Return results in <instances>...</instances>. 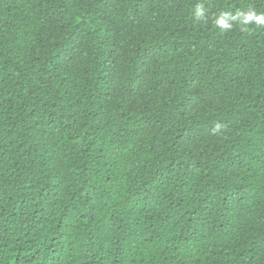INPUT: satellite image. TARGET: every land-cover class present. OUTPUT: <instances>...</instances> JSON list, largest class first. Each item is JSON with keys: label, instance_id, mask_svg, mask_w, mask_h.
<instances>
[{"label": "trees", "instance_id": "obj_1", "mask_svg": "<svg viewBox=\"0 0 264 264\" xmlns=\"http://www.w3.org/2000/svg\"><path fill=\"white\" fill-rule=\"evenodd\" d=\"M250 10L0 0V264H264V24H215Z\"/></svg>", "mask_w": 264, "mask_h": 264}, {"label": "clouds", "instance_id": "obj_2", "mask_svg": "<svg viewBox=\"0 0 264 264\" xmlns=\"http://www.w3.org/2000/svg\"><path fill=\"white\" fill-rule=\"evenodd\" d=\"M205 16V10L202 5H196L195 8V17L197 20H200L204 18ZM238 18L240 19V23L242 26H247L251 24L253 21H255L256 24H264V13H257L255 11H248L247 13L245 12H240L238 11L235 15H232L228 11H222L220 15L215 19V24L219 26L223 30L231 29L232 24L228 23L229 20H237Z\"/></svg>", "mask_w": 264, "mask_h": 264}]
</instances>
